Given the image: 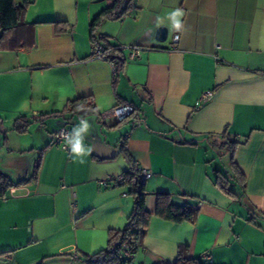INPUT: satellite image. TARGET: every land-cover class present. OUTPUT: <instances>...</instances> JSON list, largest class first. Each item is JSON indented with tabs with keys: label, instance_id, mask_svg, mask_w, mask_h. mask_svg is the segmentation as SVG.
<instances>
[{
	"label": "crops",
	"instance_id": "0c3cea01",
	"mask_svg": "<svg viewBox=\"0 0 264 264\" xmlns=\"http://www.w3.org/2000/svg\"><path fill=\"white\" fill-rule=\"evenodd\" d=\"M28 2L23 23L5 32L17 48L0 49V125L24 117L26 144L40 155L34 179L33 172L15 180L6 174L27 181L0 195V264H84L83 256L104 249L108 231L122 228L132 208L128 188L114 181L129 158L148 172L151 213L133 264L173 262L184 246L188 257L205 254L213 264H264V220L250 221L220 191L212 165L224 131L241 141L234 162L247 201L264 217V0H133L127 15L97 28L124 49L116 82L114 65L93 54L89 38L91 20L112 0ZM177 7L186 13L179 33L159 24ZM159 26L167 28L163 42ZM205 90L212 95L199 102ZM77 98L91 99L93 107H84L91 111L43 116ZM122 102L135 112L114 126L106 114ZM82 118L91 125L84 164L50 137L60 127L71 132ZM107 177V186L98 183ZM158 193L194 206V219L156 216Z\"/></svg>",
	"mask_w": 264,
	"mask_h": 264
},
{
	"label": "trees",
	"instance_id": "16d2710c",
	"mask_svg": "<svg viewBox=\"0 0 264 264\" xmlns=\"http://www.w3.org/2000/svg\"><path fill=\"white\" fill-rule=\"evenodd\" d=\"M112 5L103 9L90 22V42L93 49L100 47L103 59L111 62L115 68L116 82L119 74L123 71L126 62L124 49L119 45L109 42L107 36L99 34L97 28L104 20H116L124 17L133 8V0H112ZM28 0H23L16 4L15 0H0V49L14 50L18 43L15 39L7 37V31H13L23 23V16L28 5ZM59 25V24H57ZM63 25V24H62ZM65 26V25H64ZM61 30V29H60ZM64 30V29H63ZM94 54V52H93ZM126 103V102H122ZM93 107V102L89 98H77L68 101L62 110L44 114L43 116L63 115L64 113H77L79 109L84 107ZM122 121H115L114 126L119 125ZM15 123L19 126L14 127L18 132H24L30 124L24 117H20ZM223 141L216 145L217 149H221L228 156V164L223 167L213 165L214 184L225 195L237 200L248 211V219L255 222L257 225L262 223L259 220H264V217L259 215L254 206L247 201L245 195V176L240 172L234 162V151L241 141L230 138L226 131L222 134ZM126 155V154H125ZM127 156V155H126ZM218 157L221 155L218 152ZM38 162L35 164L34 171L30 178H35L38 168ZM122 183L128 188V194L132 197V208L127 216L125 225L120 229H110L107 234V245L104 249L82 257L84 264H133V258L137 249L140 247L146 233L151 213L147 211L145 201L147 192L144 188V180H140L138 170L132 160L129 158V168L123 172ZM27 180L12 182L8 175L0 170V195L17 184L24 183ZM196 214V208L191 205L179 206L171 202L166 193H158L155 215L163 219L172 220L175 222L192 221ZM128 250L130 256L125 254ZM187 248L180 247L178 249L177 258L173 262L165 264H213L209 260L201 257H188L186 255ZM5 252H1L3 254ZM36 264H43L42 261Z\"/></svg>",
	"mask_w": 264,
	"mask_h": 264
},
{
	"label": "rangeland",
	"instance_id": "374dc122",
	"mask_svg": "<svg viewBox=\"0 0 264 264\" xmlns=\"http://www.w3.org/2000/svg\"><path fill=\"white\" fill-rule=\"evenodd\" d=\"M16 126H19V123H14L12 126L6 125L5 129L2 125H0V130L2 132L0 135V140L8 137L11 142H6L4 146L2 144L0 148V170L5 174L11 175L10 178L13 180L25 175L30 176L34 168L33 163L34 161L35 163L37 162V157L40 155L39 150L33 151V149L30 148L31 146L26 144L28 141H30L31 134H29L27 131L13 133L14 127ZM9 146L12 147L11 149H15V155H8L7 151L10 149ZM213 149L216 158L214 159L212 165L220 167L223 170V167H226L228 164V156L221 149H217L215 147ZM218 152L221 157H218ZM14 160H17L18 162V166L16 167L13 163ZM26 164H28V166ZM11 169L13 170V174H10Z\"/></svg>",
	"mask_w": 264,
	"mask_h": 264
},
{
	"label": "clouds",
	"instance_id": "9594fccd",
	"mask_svg": "<svg viewBox=\"0 0 264 264\" xmlns=\"http://www.w3.org/2000/svg\"><path fill=\"white\" fill-rule=\"evenodd\" d=\"M186 13L182 8H174L169 11H166L162 18H159V24L164 25V22L167 21V26L170 30L174 32H182L185 30V22L183 17ZM91 125L88 119H80L79 123L72 128L70 133H67L65 136V143L70 151L71 156L76 159L74 162L80 164L85 163L84 157L90 155L92 148L85 145V138L89 134Z\"/></svg>",
	"mask_w": 264,
	"mask_h": 264
},
{
	"label": "built area",
	"instance_id": "2783aa9c",
	"mask_svg": "<svg viewBox=\"0 0 264 264\" xmlns=\"http://www.w3.org/2000/svg\"><path fill=\"white\" fill-rule=\"evenodd\" d=\"M177 40H178V34H174L172 37V42L176 43ZM93 52H94V55L96 57L103 59V54H102L100 47L94 48ZM136 52H137V50H134L131 53V56L134 55ZM211 95H212L211 90H205L204 92H202V94L199 98V102H203V101L209 99L211 97ZM134 112H135V107L132 104H130V103H118L111 108V110L106 114V117H110L114 121H122V120H126L127 118L131 117L134 114ZM67 133H70L69 128L60 127L59 129L52 131L50 133V137H51V140L55 143H63V148L65 150H68V147L65 143V136ZM137 170H138V175H139L140 180H144L148 176V172L146 170H142V169H137ZM114 181L116 184H121L122 183V176L120 175ZM110 182H111V178H108V177L105 179H100L98 181V183L103 185V186H107ZM125 254L127 256H130V254L128 253V250L125 251ZM202 258L205 260H209V256H207L205 254L202 256Z\"/></svg>",
	"mask_w": 264,
	"mask_h": 264
},
{
	"label": "water",
	"instance_id": "95a60500",
	"mask_svg": "<svg viewBox=\"0 0 264 264\" xmlns=\"http://www.w3.org/2000/svg\"><path fill=\"white\" fill-rule=\"evenodd\" d=\"M166 36H167V28L164 27V26H159L156 30V39L157 41L159 42H163L166 40ZM91 109L89 108H84V109H81L79 110V114H86L88 112H90Z\"/></svg>",
	"mask_w": 264,
	"mask_h": 264
}]
</instances>
